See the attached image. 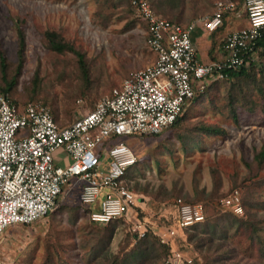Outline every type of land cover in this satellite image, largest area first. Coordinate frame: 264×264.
I'll use <instances>...</instances> for the list:
<instances>
[{
  "label": "rangeland",
  "instance_id": "374dc122",
  "mask_svg": "<svg viewBox=\"0 0 264 264\" xmlns=\"http://www.w3.org/2000/svg\"><path fill=\"white\" fill-rule=\"evenodd\" d=\"M131 1L0 0V94L9 88L8 94L23 105L33 100L46 105L63 126L93 110L153 55L146 25ZM219 1L151 0L159 15L178 23L211 16ZM236 1L245 26L243 0ZM228 25L230 13L221 30ZM47 32L82 54L86 71L76 53L54 51ZM252 62L245 75L211 83L176 126L156 136L124 138L137 157L128 184L145 200L136 212L140 219L151 227L162 226L168 221L161 218L165 213L169 220L174 214L194 224L204 220L200 204L206 207L204 223L176 238L178 249L194 256L196 264H264V159L257 158L264 149V50L256 52ZM82 187L77 183L72 192H65L47 217L8 228L0 240V261L163 263L160 248L148 251L145 260L140 256L143 240L130 225L94 224L88 215L91 206L80 202ZM234 191L243 200L244 216L230 213L227 201L222 204ZM179 198L199 205L172 208ZM161 208L165 211L160 213Z\"/></svg>",
  "mask_w": 264,
  "mask_h": 264
},
{
  "label": "built area",
  "instance_id": "2783aa9c",
  "mask_svg": "<svg viewBox=\"0 0 264 264\" xmlns=\"http://www.w3.org/2000/svg\"><path fill=\"white\" fill-rule=\"evenodd\" d=\"M243 3L248 26L230 32L222 55L203 63L192 40L196 22L171 21L157 14L149 0H132L136 15L147 26V45L155 60L130 72L93 110L69 125L58 124L50 108L38 101L20 106L1 94L0 240L11 226L31 225L47 217L65 192L83 183L80 202L91 206L88 215L94 224L106 226L124 219L137 238L152 231L171 248L163 264H196L194 256L178 249L176 238L199 221L186 224L171 214L170 225L151 227L136 213L145 200L128 184L137 157L124 138L162 134L211 83L231 79V71L249 65V55L254 56L264 36V0ZM237 7L236 0L219 1L215 12L201 20L204 28L216 32L224 16ZM60 152L66 156L61 160ZM225 201L230 212H243L238 191L224 198L223 205ZM161 218L169 220L165 213Z\"/></svg>",
  "mask_w": 264,
  "mask_h": 264
},
{
  "label": "trees",
  "instance_id": "16d2710c",
  "mask_svg": "<svg viewBox=\"0 0 264 264\" xmlns=\"http://www.w3.org/2000/svg\"><path fill=\"white\" fill-rule=\"evenodd\" d=\"M145 25H146V24H145ZM146 28H147V26H146ZM20 36H21V38H22V44H24L23 34L20 33ZM46 36H47L48 42H49V44H50V47H51L54 51L59 52V53H62V52H64V51H66V50H69V51H72V52L76 53V55H77L78 58H79V61H80L81 65H82V69H83L84 71H86L85 63H84V60H83V55L80 54L79 52H77V51L75 50V48H74L72 45H70V44H68V43H62V42L58 41V40H57V39H58V36H57V34L54 33V32H47V33H46ZM261 50H264V36L258 41L257 46L255 47V50H254V51H255V53H256V52H260ZM248 58H249V65H248L247 67H243V68H241V69H239V70H237V71H231V72L229 73L230 78L241 77V76H243V75L246 74V72L249 70V68L252 66V63H253V62H252V60H253V56H252L251 54L249 55ZM1 61H2L1 64H2V67H3V74H6V70H5V67H6V65H5V59L2 57V60H1ZM209 86H210V85H209ZM4 92H5V93H3V94L9 95L13 102H15L16 104H18V105H20V106H23L22 103L17 102V101H16V100H15L10 94H8V92H9V88H8V89H5ZM0 95H1V94H0ZM197 99H198V98H196L194 101H196ZM33 101H35V100H33ZM194 101H193V102H194ZM180 118H181V117L178 118V120L174 123L173 126H176V124L179 122ZM173 126H172V127H173ZM172 127H170V128H172ZM257 158H259V159H264V149L258 154ZM230 193H232V192H230ZM230 193H228V194L226 195V197H227ZM226 197H224V198H226ZM179 203H185V204H187V205H191V206H197V205H199V204H193V203L184 202V201H182L180 198L177 199L176 201H174L171 205L174 206V205L179 204ZM200 205H201V207H202V209H203L204 220H206V218H207L206 207H205L203 204H200ZM241 206H242L243 212H242L241 214H235V213H233L234 215H237V216H244V215H246V210H245V207H244V205H243V200H242V198H241ZM164 210H165V209H164ZM164 210H163V208H161L160 213H161L162 211H164ZM88 213H89V211H88ZM230 213H232V212H230ZM160 215H161V214H160ZM162 219H163V218H162ZM204 220H203L202 222H199V223H197V224L191 226L190 228H187V229L185 230L186 234H187L190 230H192L193 228L199 226V224L204 223ZM117 222H124V223H126L127 225H130V224H128L124 219H123V220H117V221L111 222L109 225L114 224V223H117ZM165 222H166V225H170L171 223H173L172 220H168V221H165ZM142 240H143V241H142ZM142 240H141L142 243H141V246H140L139 250H140V256L143 257L144 260H145L146 257H147L146 254H147L148 251H150V250L156 251V249H158V248L161 249L162 255L165 256L164 261H165V260L171 255V248H170L169 246L162 245V244L160 243L158 237H157L152 231H149L148 234H147V236H146L144 239L142 238ZM187 242H188V239H187ZM156 252H157V251H156ZM164 261H163V263H164ZM144 263H145V261H144ZM163 263H162V264H163Z\"/></svg>",
  "mask_w": 264,
  "mask_h": 264
},
{
  "label": "crops",
  "instance_id": "0c3cea01",
  "mask_svg": "<svg viewBox=\"0 0 264 264\" xmlns=\"http://www.w3.org/2000/svg\"><path fill=\"white\" fill-rule=\"evenodd\" d=\"M151 2V0H149ZM155 11L157 12V14H160L155 5L153 4V2H151ZM240 1L238 2V7H237V11L235 12H230V20H231V25L227 28H225L224 30H221L224 27V21H225V17L224 16V21H223V25L221 28H219L216 32L214 33H210L208 32L203 25V22L201 21L202 19L206 18V17H210V16H204V15H199L197 17H192L188 20H185L183 22H180L183 25H188L192 22H196L197 25L195 27V30L192 33V40L193 43L198 51L199 54V58L203 63H209L215 59H218L221 55H222V44L224 39L226 38V36L235 30H238L240 28H242L241 26H243L242 21H244L245 19L242 18V14H243V10L240 8ZM242 4L244 5V3L242 2ZM165 10V9H164ZM246 10V9H245ZM164 12H167L166 10ZM171 21H174L173 19L167 18ZM239 20L240 25L237 27H234L235 22ZM247 22V21H246ZM178 23V22H177ZM248 22L246 23V27L248 26ZM243 26V27H245ZM245 27V28H246ZM221 30V31H220ZM152 53V52H151ZM153 54V53H152ZM155 60V55L153 54L151 56V60L149 63L153 62ZM148 63V64H149ZM146 64V65H148ZM145 65V66H146ZM65 154L60 152L57 154V158L58 159H62L65 158Z\"/></svg>",
  "mask_w": 264,
  "mask_h": 264
}]
</instances>
